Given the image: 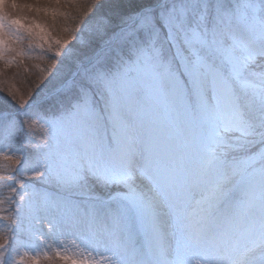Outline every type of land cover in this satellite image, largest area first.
<instances>
[{
  "label": "rangeland",
  "instance_id": "rangeland-1",
  "mask_svg": "<svg viewBox=\"0 0 264 264\" xmlns=\"http://www.w3.org/2000/svg\"><path fill=\"white\" fill-rule=\"evenodd\" d=\"M129 1L0 0V264H264V0Z\"/></svg>",
  "mask_w": 264,
  "mask_h": 264
},
{
  "label": "trees",
  "instance_id": "trees-1",
  "mask_svg": "<svg viewBox=\"0 0 264 264\" xmlns=\"http://www.w3.org/2000/svg\"><path fill=\"white\" fill-rule=\"evenodd\" d=\"M157 1H160V0H132V1H129L128 4H129L130 7H134V11L133 12H139L143 8H146L148 6H151V5L155 4ZM126 4H127V2H126ZM122 7L125 8V9H128V6H126V5H123ZM122 7H120L119 12L116 13V14H119V13H121L124 10ZM117 26H118V24H117ZM122 59L123 58L121 57V60ZM106 65L109 67V71H108L106 77L109 78L110 76H112V72L115 70V68H114L115 64L111 60H109L108 64H106ZM39 82H41V81H39Z\"/></svg>",
  "mask_w": 264,
  "mask_h": 264
}]
</instances>
